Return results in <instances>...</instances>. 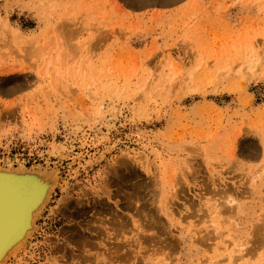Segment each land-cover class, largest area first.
Masks as SVG:
<instances>
[{
	"label": "rangeland",
	"instance_id": "374dc122",
	"mask_svg": "<svg viewBox=\"0 0 264 264\" xmlns=\"http://www.w3.org/2000/svg\"><path fill=\"white\" fill-rule=\"evenodd\" d=\"M19 167L57 184L13 264L70 258L98 203L129 220L111 264H264V0H0V168Z\"/></svg>",
	"mask_w": 264,
	"mask_h": 264
},
{
	"label": "bare ground",
	"instance_id": "6f19581e",
	"mask_svg": "<svg viewBox=\"0 0 264 264\" xmlns=\"http://www.w3.org/2000/svg\"><path fill=\"white\" fill-rule=\"evenodd\" d=\"M6 23H5V26L7 25ZM19 37H20V34H19V36H17V38H19ZM143 157H144V155H143ZM148 163L150 164L151 161ZM149 164H147V165H149ZM117 166H119V165H117ZM149 167H150V165H149ZM126 170H128V169H126ZM149 172H152V170ZM56 184H57V176L52 172L47 173V171H45V170L27 169L26 167L25 168L19 167V168H15V169H10V168L9 169H1L0 168V264H13V263H15V261L17 259H18V261H21L23 254L32 248L31 247L32 243H34L33 238H36L37 237L36 235H38V232H39V225H37V218L41 214V212L43 211L46 204H48V201H49L51 195L53 194V191L55 189ZM108 185H109V183H107L105 181V185L101 186L98 189L101 190V192L105 195V197H107L108 199H111V197H112L111 190L109 189ZM133 185H135V184H133ZM133 190L135 191L136 189H133ZM95 193L97 196H99V198H102L99 194V190L95 191ZM131 193H133V192H131ZM142 193H140V194H142ZM133 194H135V193H133ZM90 195H91V193H90ZM123 195L125 196V193ZM127 195L129 196V197L126 196L127 198H130L132 196V195L130 196L129 193ZM135 197L139 200L140 196L138 197V195H136ZM142 197H143V195H142ZM142 197H140V198H142ZM138 200L135 201L136 204H138L137 203V202H139ZM75 202H77L76 207L79 205L78 207L80 209L79 208L76 209L74 207L73 211H76V213L79 214V210H81V208H83L84 204L83 205L79 204L78 200ZM123 204H125V205H123ZM123 204L121 206L124 208V210L129 209V207L131 206V203L126 202ZM71 205H72L71 202H69V201L65 202L64 201L62 205H59V209L55 208V207L54 208L57 209L56 211H58L63 216L65 215V212H67V211L70 212L71 215H73L72 214L73 211H70V208L72 207ZM80 205H82V206H80ZM98 205H99L101 212H106L107 214L110 215V217L108 216L109 217L108 219H104L106 217V215L105 216L102 215V217H100L101 212L96 211L94 214L98 213V216L100 218L98 217L99 219L97 221L96 220L93 221V223L95 224L94 226H88L87 225V228H85L87 230V235H84V233L81 234V233H79L80 231H76V230L72 229L70 232L71 234L66 238L64 237L65 240L68 241L69 244L71 242L72 244L75 245L76 251L70 252L71 254L68 253V254H70V256H69L70 258H67L66 252L68 250H65L67 247L64 248L63 247L64 244L60 245V243L59 244L54 243V245H52L53 251L56 253H61L60 256H57L55 258L56 259L55 262L60 264V262H59L60 260H61V262L62 261L67 262V260L70 259L69 263H71V264H98V261L100 259V260H103L104 264H105V261L108 262V264H111L112 260L115 257L114 252L116 255L120 251V249L122 250V248L127 246V245H125V242H124L125 241L124 233H126L128 230V224H129V222H128L129 220L127 219L128 216L126 218L125 214L123 215V214L118 213L117 210L106 206V204L104 205V204L98 203ZM119 205L120 204L117 203L116 207H119ZM137 206H135L134 209H136V212L138 214H140L141 210L143 211L144 208L139 209V207H137ZM89 208H91V207H89ZM158 209L161 210L159 207H158ZM80 214H82V213L80 212ZM142 215L140 217H142ZM67 217H70V216H67ZM73 217L75 218V216H73ZM261 217H263V215ZM90 218H92V217H90ZM94 219H96V218H94ZM153 219H152V221H154ZM91 220H93V219H91ZM140 220H141V218H140ZM155 220L158 221V219H155ZM260 220H262V219H260ZM106 221L108 222L109 225H107ZM157 221H154V222L156 223ZM133 222H135V219H133ZM141 222H143V220ZM80 223L82 224V221ZM87 223L88 222H86V224ZM89 224H90V222H89ZM153 225H154V223H153ZM153 227L154 226H152V228ZM110 228H112L113 230L110 231ZM156 228H158V227L156 226ZM140 229H141V231H140V233L138 232V237L142 236L141 238H143V233H142L143 229L142 228H140ZM149 230H152V229H149ZM149 230H148V232H149ZM154 230H155V228H154ZM157 230H159V228ZM130 231L131 230H129V232ZM154 234H155V232H154ZM154 236L157 237L156 234ZM48 237H50V236H48ZM55 238H54V242H55ZM262 238L260 240H262ZM118 240H121V241L118 242ZM49 241H51V240H49ZM52 244H53V242H52ZM173 245H172V247H173ZM101 246H103V247H101ZM104 247H106L105 249L108 248L107 249L108 254L107 255L105 254L106 256H104L102 254L103 252L101 251L102 249H104ZM112 248H114V251ZM240 250L241 249H239L237 246L233 247V249L231 250V253L228 256V260H229L228 263L229 264H234V261L240 257V252H241ZM28 253H29V251H28ZM116 257H117V255H116ZM122 257L125 259V253L122 254ZM126 264H127V262H126Z\"/></svg>",
	"mask_w": 264,
	"mask_h": 264
}]
</instances>
